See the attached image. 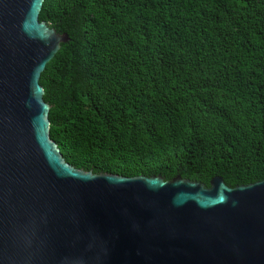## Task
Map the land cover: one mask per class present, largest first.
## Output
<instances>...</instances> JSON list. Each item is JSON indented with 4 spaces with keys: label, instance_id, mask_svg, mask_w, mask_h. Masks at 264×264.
<instances>
[{
    "label": "trees",
    "instance_id": "16d2710c",
    "mask_svg": "<svg viewBox=\"0 0 264 264\" xmlns=\"http://www.w3.org/2000/svg\"><path fill=\"white\" fill-rule=\"evenodd\" d=\"M38 20L69 38L39 78L67 165L264 181V0H43Z\"/></svg>",
    "mask_w": 264,
    "mask_h": 264
},
{
    "label": "water",
    "instance_id": "95a60500",
    "mask_svg": "<svg viewBox=\"0 0 264 264\" xmlns=\"http://www.w3.org/2000/svg\"><path fill=\"white\" fill-rule=\"evenodd\" d=\"M0 0V264H264V181L209 187L67 165L39 78L69 41Z\"/></svg>",
    "mask_w": 264,
    "mask_h": 264
}]
</instances>
